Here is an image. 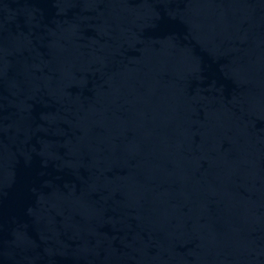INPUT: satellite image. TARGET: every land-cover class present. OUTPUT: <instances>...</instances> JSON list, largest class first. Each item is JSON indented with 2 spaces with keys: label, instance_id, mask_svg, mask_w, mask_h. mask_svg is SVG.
I'll use <instances>...</instances> for the list:
<instances>
[{
  "label": "water",
  "instance_id": "1",
  "mask_svg": "<svg viewBox=\"0 0 264 264\" xmlns=\"http://www.w3.org/2000/svg\"><path fill=\"white\" fill-rule=\"evenodd\" d=\"M0 264H264V0H0Z\"/></svg>",
  "mask_w": 264,
  "mask_h": 264
}]
</instances>
